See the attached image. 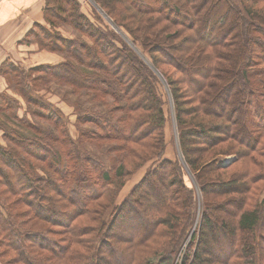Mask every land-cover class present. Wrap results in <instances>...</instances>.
I'll return each instance as SVG.
<instances>
[{
    "label": "trees",
    "instance_id": "1",
    "mask_svg": "<svg viewBox=\"0 0 264 264\" xmlns=\"http://www.w3.org/2000/svg\"><path fill=\"white\" fill-rule=\"evenodd\" d=\"M96 2L142 43L153 67L88 23L75 0H46L47 23L69 20L93 42L47 30L41 46L70 60L32 68L33 85L64 83L106 110H77L74 137L67 114L35 96L24 69H1L14 89L18 77L28 87L27 99L40 105L34 113L48 122L13 112L32 135L4 130L0 141L2 264H264V196L257 195L264 183V0ZM154 69L170 87L180 150L203 196L193 234L194 189L184 163L165 157L167 115ZM4 92L0 111L13 108ZM86 139L99 155L88 152ZM151 159L157 162L117 203Z\"/></svg>",
    "mask_w": 264,
    "mask_h": 264
},
{
    "label": "rangeland",
    "instance_id": "2",
    "mask_svg": "<svg viewBox=\"0 0 264 264\" xmlns=\"http://www.w3.org/2000/svg\"><path fill=\"white\" fill-rule=\"evenodd\" d=\"M75 2L78 5L80 12L85 16L86 21L88 23L93 25L95 28L100 29V31L106 33L117 47H123V45L127 43L145 63L153 67L151 56L148 53V51L145 50L142 43L140 41H136L125 27L117 24L113 20V18L110 15H108L105 12V10L96 2V0H75ZM41 24L47 28L34 26L30 34L29 35L27 34V36L24 38L25 42L36 43L39 49L41 50H47L49 52L57 53L60 55L61 60L57 63L43 62L34 65L32 67H26L22 64H16V63H11V64L18 65L19 67H21V69H24L26 71L27 78L25 81L28 82V84H31V86L34 88L33 92L36 93L35 96L36 95L41 96L46 101L54 103L57 106V108L55 109H60L67 114L68 127L70 133L72 134V136L77 137L79 131L76 125V119H77L76 111L79 110L82 113L88 112V113L96 114L97 112L106 110V108L103 106V104L100 102L99 99H95L94 97H92L91 94L80 95L81 93L80 94L75 93L71 86H67L66 84L61 82L59 83L51 80L46 82V79H41L38 81H34V85H33V80L31 78L37 75V72L32 71V68L41 65H44L43 67H46L49 64L53 65V64H58L65 60H70V58H68V55L41 46L42 44L41 41H43L44 39H48L49 36L48 33L53 35L54 34L61 35L62 37L69 39H74L75 41H77L78 44L80 41H85L89 43H92L93 41L85 31L77 29L69 20L66 22L63 19L54 18L55 25H52L49 22L47 23L46 21ZM49 29H52V32ZM47 30L48 33H46ZM8 67L9 65L6 66V68ZM8 71H10V69ZM154 71L159 77V79L155 82V84L159 90V93L161 94L163 100V107L167 115V123H166L167 148L165 151V157H169V158L172 157L184 163L185 181L188 184V186L194 189L197 217L194 227L191 231L193 234L196 230V227L199 222V217L203 209V196L196 182L195 174L192 170L188 168V166H186L183 155L180 150L178 127H177L176 115L174 111V101L170 91V87L168 85L167 80L162 76V74L156 69H154ZM7 74L11 75L10 72H7ZM28 75H31V77L29 78ZM18 78H17L18 81H16L17 82L16 89H14L11 85L14 94L10 93L9 91H5V92L3 91L4 93L8 94L10 100L12 99L11 102H9V100L8 101L6 100V102L12 103L13 108L12 109L2 108L3 110L0 111V130H2V135H4V130H6L8 133L15 130L22 134L32 135L31 130L25 124L22 123L20 124L18 120H15L12 117L13 112H16L19 115V117L30 119L31 121H34L39 125H47L48 123V122H44L39 116H37L34 113L35 110L40 109V105H36L29 102L26 95V91L28 90V87L25 84H23L22 81ZM21 90L24 91L25 93L23 94ZM0 103H1V99H0ZM2 104L5 105L6 103L3 101ZM92 126H93L92 123H86L83 125V127H88V128ZM1 142L6 143L4 141V137ZM83 145L88 150V152H93L99 155L100 152L99 149L96 146H94L92 143H90L88 139H86L83 142ZM224 157L230 160V158L234 157V155L220 156V158H224ZM103 158L105 159L103 161L108 164L109 161L107 156L104 155ZM155 162H157L156 159H151L147 161L142 167L139 168V170H137L132 174V176L126 181L125 185L120 190L116 200L117 203L123 201L126 195L131 191L134 184L137 181H139L140 178L143 176L146 169L152 166ZM258 189L260 193L258 192L257 195L259 194L258 199L260 200L264 196V183H261ZM74 194L77 197L78 194L77 193ZM110 213L111 210H109L106 216V219L108 220L110 219L111 216ZM38 222L43 224V222L41 221ZM3 260L4 259H1L0 257V264H2Z\"/></svg>",
    "mask_w": 264,
    "mask_h": 264
},
{
    "label": "crops",
    "instance_id": "3",
    "mask_svg": "<svg viewBox=\"0 0 264 264\" xmlns=\"http://www.w3.org/2000/svg\"><path fill=\"white\" fill-rule=\"evenodd\" d=\"M46 0H0V92L9 91L12 77L6 66L11 63L26 67L49 62L57 63L61 57L57 53L39 49L36 43H27L24 38L35 23H44ZM3 135L0 130V141ZM172 158V157H171Z\"/></svg>",
    "mask_w": 264,
    "mask_h": 264
},
{
    "label": "water",
    "instance_id": "4",
    "mask_svg": "<svg viewBox=\"0 0 264 264\" xmlns=\"http://www.w3.org/2000/svg\"><path fill=\"white\" fill-rule=\"evenodd\" d=\"M224 165H227L228 163H227V160L226 161H224V163H223Z\"/></svg>",
    "mask_w": 264,
    "mask_h": 264
}]
</instances>
